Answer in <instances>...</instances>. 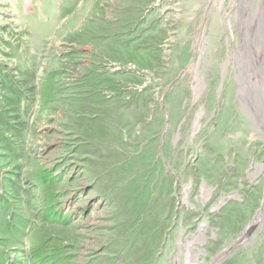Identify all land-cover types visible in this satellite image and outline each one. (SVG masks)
Wrapping results in <instances>:
<instances>
[{
  "label": "rangeland",
  "instance_id": "obj_1",
  "mask_svg": "<svg viewBox=\"0 0 264 264\" xmlns=\"http://www.w3.org/2000/svg\"><path fill=\"white\" fill-rule=\"evenodd\" d=\"M262 55L264 0H0V264H264Z\"/></svg>",
  "mask_w": 264,
  "mask_h": 264
},
{
  "label": "bare ground",
  "instance_id": "obj_2",
  "mask_svg": "<svg viewBox=\"0 0 264 264\" xmlns=\"http://www.w3.org/2000/svg\"><path fill=\"white\" fill-rule=\"evenodd\" d=\"M241 17L244 24L250 28L251 39H253V33L255 34V31L258 28V14L250 12L248 14H243ZM229 25L234 31L232 26V20L230 21ZM252 46L253 49L251 50V54L255 59L254 51L257 50L256 44L253 43ZM241 59L242 60L240 61L238 73H235L238 87V96L242 101V105L246 109L247 114H250L251 118H253V124H255L257 127H260L264 134V65H261V67L263 68L262 72L257 73L256 68H252L250 63L247 61L250 58L247 59L245 57L244 59ZM262 61L264 63V55H262ZM209 189L211 188H209V186L207 185V190ZM184 200L185 202H188V197H185ZM261 215H264V202L262 204V208L257 213V217H255L254 221L245 229L243 233H246L249 229L257 228L256 222L258 221V219H260ZM201 227L202 232H198L195 237L202 238L205 241L207 239V236L205 234L208 228L207 220L202 222ZM191 252L194 253L196 257H199V254L203 253L201 249H197L189 243L188 253ZM214 260L218 261L219 256L215 257ZM187 262L188 264H203L199 262V260H188Z\"/></svg>",
  "mask_w": 264,
  "mask_h": 264
}]
</instances>
